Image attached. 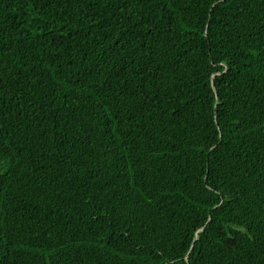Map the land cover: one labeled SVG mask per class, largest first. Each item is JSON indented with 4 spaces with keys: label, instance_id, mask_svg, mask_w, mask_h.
I'll return each mask as SVG.
<instances>
[{
    "label": "trees",
    "instance_id": "trees-1",
    "mask_svg": "<svg viewBox=\"0 0 264 264\" xmlns=\"http://www.w3.org/2000/svg\"><path fill=\"white\" fill-rule=\"evenodd\" d=\"M0 264H264V0H0Z\"/></svg>",
    "mask_w": 264,
    "mask_h": 264
}]
</instances>
